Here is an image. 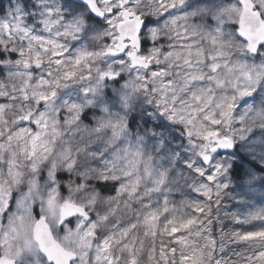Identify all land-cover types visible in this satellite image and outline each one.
<instances>
[{
  "label": "clouds",
  "instance_id": "obj_1",
  "mask_svg": "<svg viewBox=\"0 0 264 264\" xmlns=\"http://www.w3.org/2000/svg\"><path fill=\"white\" fill-rule=\"evenodd\" d=\"M0 264H264V0H0Z\"/></svg>",
  "mask_w": 264,
  "mask_h": 264
}]
</instances>
